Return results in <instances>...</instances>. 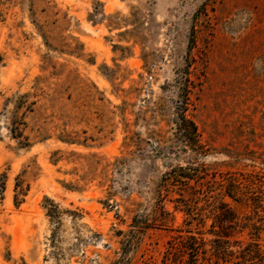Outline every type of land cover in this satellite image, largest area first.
Segmentation results:
<instances>
[{
  "label": "rangeland",
  "instance_id": "374dc122",
  "mask_svg": "<svg viewBox=\"0 0 264 264\" xmlns=\"http://www.w3.org/2000/svg\"><path fill=\"white\" fill-rule=\"evenodd\" d=\"M232 178L264 250V0H0V264H185Z\"/></svg>",
  "mask_w": 264,
  "mask_h": 264
},
{
  "label": "trees",
  "instance_id": "16d2710c",
  "mask_svg": "<svg viewBox=\"0 0 264 264\" xmlns=\"http://www.w3.org/2000/svg\"><path fill=\"white\" fill-rule=\"evenodd\" d=\"M191 88L188 79L185 84L180 86L182 100L177 106V126L185 147L193 152L201 153L203 146L199 138L197 124L189 115ZM168 176H170L168 180L172 185L190 184L192 181L196 184L206 182L199 166H178ZM262 182L263 180H261ZM190 185L186 187H193L196 190L195 185L191 187ZM243 195L244 191L241 189L238 179L235 178L229 181V186L220 194L219 204L216 208L221 211V215L215 218L219 219L220 226L224 230L222 234H218L208 242L205 241L200 232L196 235L188 229L186 230L187 234L184 236L179 235L182 251L186 255L185 264H264V250L261 248L258 236L250 239L243 246V242L240 240H234V244H231L229 240L230 233L226 231L228 228L234 229L237 225V217L232 212L229 203L222 199V196H229L235 201L250 199L249 196L242 198ZM254 204H256L254 207L262 206L263 208L261 197ZM232 246H240V249L233 250Z\"/></svg>",
  "mask_w": 264,
  "mask_h": 264
}]
</instances>
